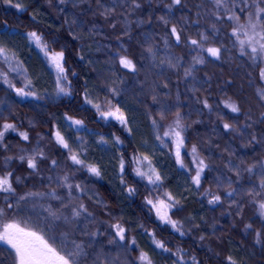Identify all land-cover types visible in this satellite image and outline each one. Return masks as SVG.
<instances>
[{
    "label": "trees",
    "instance_id": "trees-1",
    "mask_svg": "<svg viewBox=\"0 0 264 264\" xmlns=\"http://www.w3.org/2000/svg\"><path fill=\"white\" fill-rule=\"evenodd\" d=\"M16 2L20 0H13ZM22 2L26 6L23 11L0 0V46L5 48L9 43L5 38L7 34L14 33L15 41L22 44L24 36L36 32L42 36L50 53L64 52L63 63L68 70L72 94L57 97L50 91L33 88L41 99L22 98L0 80V125L12 123L17 129L7 131L0 145V175L13 172V186L21 195L56 188L67 205L68 190L59 187L55 180L68 174L69 183L85 189L83 193L73 189L72 199L84 203L95 217L86 222L87 228L98 227L104 233L97 238L98 245L93 246L103 250L102 261L119 257L122 264H137L135 259L143 251L153 264H178L174 254L180 248L184 250L183 259L187 264H191L192 257L199 264H230L229 256L242 264H264V243H256V232H264V218L257 214V205L246 194L255 189L256 200L264 199V191L258 187L261 175L258 170L253 174L243 171L247 165L264 159V100L257 93L264 88V80L259 76L262 63L253 66L247 57L240 55L238 46L233 47L235 37L231 32L235 22L226 17L217 20L208 0H181V4L171 10L167 6L172 0H136L139 8L134 7L132 0ZM105 9L114 11L106 16ZM240 15L243 23L246 13ZM161 16L169 21L167 25L159 19ZM213 24L220 30L216 34L211 31ZM172 26L181 32L179 44L170 34ZM205 31L210 37L205 47H220L219 59L206 52L193 51L184 42L185 37L199 39L198 33ZM165 39L169 44L167 48ZM36 48L25 49L24 54L31 59L37 52L44 54L40 47ZM197 55L203 56L205 63L197 64L191 69L192 76L185 77L184 69L189 68L193 56ZM120 56L132 60L136 70L123 67L119 63ZM169 59L178 67L160 65V61ZM20 62L25 68L24 60ZM9 68L10 63L6 64L0 57V71L9 73L16 87H22L24 80L8 72ZM111 88L120 95L113 96ZM86 93L91 104L85 102ZM229 98L240 107V112H232L225 106L224 101ZM205 99L210 109L202 103ZM96 104L100 105L99 111L108 110L109 104L118 105L127 117V125L111 119L101 120L94 107ZM161 113L164 120H160ZM177 113L185 128L181 150L185 167H181L175 157L173 141L163 137ZM66 116L84 120L93 134L73 132L68 128ZM153 119L157 121L156 126ZM225 123L239 130L225 129ZM125 128H130L131 133ZM57 131L68 140L73 153L80 151V158L87 165L100 169L101 177L72 164L68 149L54 139ZM20 132H27L29 139L23 140ZM101 136L108 141L107 145L98 143ZM113 136H118L123 143L116 145ZM157 136L164 140L163 144ZM253 136L259 143H249ZM75 137L84 139L86 150L78 147ZM193 145L197 148L195 154L191 153ZM37 151H42L44 157H37L36 171L28 167L26 160L18 159L21 155L30 157ZM191 154L209 165L203 171L199 187L191 180L195 172L189 162ZM133 156L148 158L142 163L151 164L159 172L162 187L148 185L146 179L135 175L137 165L131 159ZM5 157H12L6 166ZM121 157L125 161L123 173L119 168ZM52 160L57 161L56 166L52 165ZM237 170L241 173L239 179ZM112 176L117 179L116 183ZM15 177L21 178L19 186ZM49 177H53L52 182ZM122 178L125 184L121 183ZM125 185L136 188V193L129 196ZM229 185L237 190L231 197L227 195ZM209 189L213 195L221 197L219 203H208L212 197L204 193ZM165 193H171L179 202L166 211L183 224V236L163 224L154 208L145 203L149 198L154 203L164 200L170 204ZM36 203L45 206L51 203L53 208L60 204L54 199H38ZM8 211L10 216L4 222L12 220V210ZM117 222L131 230L126 231L125 241L121 243L128 244L130 237H135L136 247L124 249L107 243L114 231L109 225ZM141 224L148 233L155 232L156 239L165 241L170 251L156 248L139 227ZM249 224L252 228L246 230ZM21 226H30L36 231H41L42 227L31 223ZM46 232L44 229L41 234L48 239ZM81 238L76 237L78 242Z\"/></svg>",
    "mask_w": 264,
    "mask_h": 264
},
{
    "label": "snow or ice",
    "instance_id": "snow-or-ice-1",
    "mask_svg": "<svg viewBox=\"0 0 264 264\" xmlns=\"http://www.w3.org/2000/svg\"><path fill=\"white\" fill-rule=\"evenodd\" d=\"M6 3L14 6L15 8L23 11L26 7L22 0L20 2L13 3V0H5ZM68 2V0H60L61 4ZM73 3H80L83 0H71ZM208 3L212 5L213 12L212 14L216 17L217 20L226 19L228 21L235 22V26L232 28L231 35L235 37L233 42V47L238 46L239 53L242 57H247L253 66L257 64L264 63V0H208ZM132 4L135 8H139V3H136V0H132ZM181 0H172V3L167 7L169 10L175 5H180ZM239 9V12H237ZM111 11L105 9L104 15H109ZM223 12L224 16H221L220 13ZM240 13H246V19L241 23ZM199 15V13H197ZM165 25L169 21L161 16L159 18ZM186 22V21H185ZM211 31L216 34L220 30L216 27L215 24L211 26ZM171 36L174 37L176 44L181 43V32L177 30L176 26H172L170 29ZM199 39H191L185 37V43H187L193 51L199 53H207L209 56L219 59L221 56L220 47H205V45L210 41V37L207 32L198 33ZM27 38L32 43L36 44L45 54L46 60L50 61L51 66L56 70V96L61 95L68 96L71 95V82L68 80V70L64 67V52H55L50 53L48 45L42 42V36L38 35L36 32H29ZM151 39V37H148ZM2 43V41H0ZM165 47H169L168 40L165 39ZM227 50V49H225ZM148 51L153 53L152 48H149ZM119 55V54H118ZM0 57L4 59L5 62L9 61L8 50L0 46ZM83 59V57H81ZM182 58H177L180 60ZM12 60L15 61V56L12 57ZM119 63L128 69L136 70V65L132 60L128 59L126 56H120ZM205 60L203 56L197 55L193 56L189 68L184 69V76H192L191 69L195 68L197 64H204ZM167 65L170 68L178 67V64L173 63L171 59L167 61H160V65ZM11 71L14 73H25L26 69L22 67V62H16L15 66L11 67ZM75 75V73H73ZM259 76L261 80H264V68H260ZM0 80L3 83L7 84L8 88L14 89L17 96L26 98L32 97L36 100L41 99L36 91L32 90L34 85L30 79L25 77V81L22 87H16V85L9 79L7 72L0 71ZM67 85L68 87H65ZM113 96L120 95V92L115 88L109 89ZM193 91H196L193 88ZM258 96L261 100H264V88L257 90ZM85 102L91 104L92 101L88 99V94H85ZM202 103L209 107L207 100H203ZM225 106L230 108L232 112H240V107L234 102L229 100L224 101ZM94 107L97 111L100 110V105L96 104ZM99 118L104 121L109 119L118 121L121 125H127L128 120L124 115L121 108L116 105H108V110L99 111ZM165 116L163 113L160 114V120H164ZM65 120L68 121V128L72 129L73 132H87L89 135H92V130L88 129L85 125L84 120L82 119H73L71 116H66ZM153 125H157L156 119L152 121ZM0 128L3 130L0 131V145H3L4 135L7 131H17L16 125L12 123H4L0 125ZM225 129H233L238 131L239 129H234V126L228 123L224 124ZM125 130L131 133L130 128H125ZM185 130L184 125L181 123L180 114L177 113L176 119L168 125V130L163 132V137L171 138L169 142L174 141L175 143V157L179 162L181 167H185L183 160L181 159V148L184 145V136L182 135ZM20 137L27 141L29 139L27 132H20ZM54 139L56 143L62 146L64 149H68L69 156L68 159L72 162L73 165H80L81 168H86L87 171L95 176L101 177V171L99 168L91 165H87L81 158L82 153H73L72 148L69 145V142L60 131L55 133ZM157 139L164 143V140L160 136H157ZM74 142L77 143L78 147L82 151L86 150L84 148V139L82 137H75ZM113 142L116 145L123 143L118 136H113ZM98 143L100 145H107L108 141L101 136ZM249 143H259L256 137L253 136ZM166 146V145H165ZM6 147V146H5ZM22 151H24L22 149ZM197 148L193 145L191 153L195 154ZM37 157H44L42 151L35 152L34 155L30 157H25L21 155L18 157L21 161H27L28 167L34 171L37 170ZM12 157H5L4 164L5 166L11 161ZM132 161L136 163L137 167L135 168V175L141 179H146L148 185L154 186L155 188L162 187L161 176L155 168L149 164L148 171H142L140 164L142 161L147 160V157H137L133 156ZM52 165L56 166L57 161L52 160ZM241 163H244L241 161ZM125 161L123 157L120 159L119 168L120 172L124 171ZM209 167L204 160H200L197 167L195 168V175L191 177L192 183L199 187L201 184V176L205 168ZM239 169V166H237ZM260 172L261 179L259 181L258 187L264 191V159H259L253 162L250 165H247L243 168L244 172L253 174L256 171ZM237 178L239 179L241 173L239 170L236 171ZM50 182L53 181V177L48 178ZM69 175L65 174L62 179L57 178L55 180L56 184L68 190V200L67 205L64 204V197L60 196L56 188H50L46 192H26L23 195L17 192V188L13 186V172L6 171L4 174L0 175V264H122L119 257L113 259H104L102 261L101 257L104 256L103 250L93 247L98 245L97 238L104 235L97 227L94 230L88 229L86 222L89 220H95V217L92 213L88 211V208L84 203H76L72 199L73 189L78 192L83 193L84 188H81L79 184L73 185L69 183ZM17 186L21 183L20 177H15ZM121 183L125 184L123 178ZM127 193L129 196H132L136 193V188L128 187L125 185ZM235 188H231L229 185V191L227 195L229 197L233 196L236 193ZM205 195L211 196L212 198L208 200L209 204H217L221 201L219 195H213L211 190H206ZM252 199V202L257 205V214L264 218V199L256 200L255 189L250 190L248 193ZM165 197L170 204H166L164 200H160L158 203H154L152 199L146 198L145 203L151 205L152 208L156 210V216L158 219L165 225H169L173 230L180 233L181 236L185 235L183 231V224L177 220L172 219L167 211H162V209H168L169 207L175 208L178 205V201L174 199L171 193H165ZM42 199L48 201L49 199H54L59 201V207L53 208L51 203L37 204L36 201ZM235 203V201H234ZM37 208L40 210L37 211ZM9 209L12 210V220L11 222L7 221L10 213ZM67 209V212L65 211ZM151 210V209H150ZM83 217V220H81ZM29 223L40 226L41 231H36L32 227H22V224L28 225ZM84 225V227H81ZM109 227L114 231L110 234V238L107 240L109 245L121 247L128 249L130 245H135L137 243L135 237H131L128 244H122L121 242L125 241L126 231L130 232V229H126L121 223L117 222L115 224H110ZM141 230L147 234L155 245L156 248L168 252L170 249L166 246L165 241L156 239V233H148L144 225H139ZM246 230L252 228V225H246ZM61 228H67V231H62ZM47 229L46 235L48 239L45 238V235H42L41 232ZM83 237L77 241L76 237ZM203 239V237H201ZM50 241H52L50 243ZM256 243H264V232H256ZM55 245V246H54ZM184 250L178 248L176 255L178 257V264H187L184 261ZM139 264H153L152 259L149 255L143 251L140 252L137 257ZM228 261L230 264H242V262L235 260L233 257L229 256ZM191 264H199L195 257L191 258Z\"/></svg>",
    "mask_w": 264,
    "mask_h": 264
},
{
    "label": "rangeland",
    "instance_id": "rangeland-1",
    "mask_svg": "<svg viewBox=\"0 0 264 264\" xmlns=\"http://www.w3.org/2000/svg\"><path fill=\"white\" fill-rule=\"evenodd\" d=\"M5 38H7L8 42H9L5 47L8 50V55H9V61L6 62V64L8 63V65H9V63H10V68H9L10 71H8V72H11V74L13 73V75L17 78L21 76L20 78H22L24 81H25V76H26L27 79H30L32 81L34 88H37L43 92L44 91H46V92L50 91L51 93L56 94V88H57L56 75H57V73H56L55 68L51 66L50 61L46 60L45 54H40L37 52L33 59H31V57L29 55L26 56L24 54L26 52V51H24L25 49L26 50H32V48H35V47L38 48V46L36 44L32 43L31 41H29L27 36L23 37L22 44L15 41V34L14 33L7 34L5 36ZM12 50H13V52H12ZM13 56H15V61L12 60ZM23 56H25V57H23ZM21 60H24V62L26 64L25 65L26 67L24 68V69H26V72L25 73H19V74L12 72L11 67L15 66V63L20 62ZM262 68H264V63H262ZM167 130H168V126L166 127L165 131H167ZM9 131H12V130H9ZM167 139L171 140V138H167ZM173 143H174V141H173ZM181 150H182V148H181ZM79 152L80 151H78V153ZM189 158H190V160H189L190 165L193 166V168L195 169L201 159L199 157H196L195 155H192V154ZM181 159H182V156H181ZM140 168L142 171H148L147 170L148 169L147 164L141 163ZM194 175H195V172H194ZM112 178H113L112 181L116 183L117 179L113 176H112ZM118 182H119V180H118ZM166 210L167 209H162V211H166ZM154 211L156 213L155 209H154ZM136 245H138V243H136L133 246L136 247ZM130 246H132V245H130ZM135 262L137 264H139V262L137 261V258L135 259Z\"/></svg>",
    "mask_w": 264,
    "mask_h": 264
}]
</instances>
